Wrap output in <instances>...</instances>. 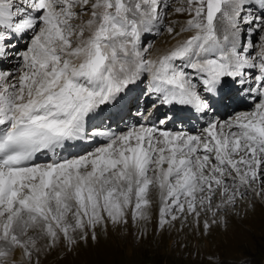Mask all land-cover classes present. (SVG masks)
<instances>
[{"label":"snow or ice","instance_id":"obj_1","mask_svg":"<svg viewBox=\"0 0 264 264\" xmlns=\"http://www.w3.org/2000/svg\"><path fill=\"white\" fill-rule=\"evenodd\" d=\"M101 238L264 264V0H0V264Z\"/></svg>","mask_w":264,"mask_h":264},{"label":"rangeland","instance_id":"obj_2","mask_svg":"<svg viewBox=\"0 0 264 264\" xmlns=\"http://www.w3.org/2000/svg\"><path fill=\"white\" fill-rule=\"evenodd\" d=\"M167 39V36L159 37V40ZM157 41V42H158ZM259 212V211H258ZM245 224H251V226L254 229V236L252 234H249L248 232L244 231V226L233 222V227L236 231V236L238 239L243 240L245 243H248L250 245L251 254L254 256L255 259L260 258V220H259V214L257 213L255 219L251 222L245 221ZM89 248L85 249L83 246L79 249V256L73 260V258L70 256L67 260H59L56 262V264H81V261H88L89 264H91L92 261H108V260H114V259H121L123 258L120 255V250L118 247V242H115L114 240L110 239L105 241L103 238H101L100 244L96 248L91 247V241L89 242ZM148 257H145L147 259ZM52 259V258H50ZM156 259H160V257H156ZM171 259V257H170ZM184 264H187L185 261Z\"/></svg>","mask_w":264,"mask_h":264},{"label":"bare ground","instance_id":"obj_3","mask_svg":"<svg viewBox=\"0 0 264 264\" xmlns=\"http://www.w3.org/2000/svg\"><path fill=\"white\" fill-rule=\"evenodd\" d=\"M259 214V212H257Z\"/></svg>","mask_w":264,"mask_h":264}]
</instances>
